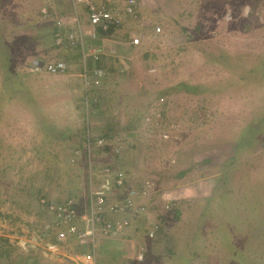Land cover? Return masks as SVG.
Wrapping results in <instances>:
<instances>
[{"label":"rangeland","instance_id":"374dc122","mask_svg":"<svg viewBox=\"0 0 264 264\" xmlns=\"http://www.w3.org/2000/svg\"><path fill=\"white\" fill-rule=\"evenodd\" d=\"M47 1L0 0V264H79L99 240L96 258L105 264H264V0H134L131 16L127 0H97L123 21L110 37L102 34L113 39L105 44L90 37L83 7L70 3L67 13L61 1L63 11L54 12ZM77 27L103 57L104 67L93 66L102 70L98 86L80 85L93 69L79 44L65 52L55 45L54 28L64 39ZM131 38L139 40L131 53L105 60ZM58 61L66 73L32 69ZM85 92L88 130L79 132L74 100ZM51 120L54 129L39 133ZM65 125L76 131L64 140ZM103 134L120 145L83 147L85 135ZM246 139L253 146L239 145ZM105 168L124 178L120 190H108V202L142 191L133 202L139 214L128 216L132 226L58 242L56 213L40 201L70 199L85 215L90 193L105 189ZM172 186L180 187L167 201ZM180 189L192 191V200L181 202ZM196 225L203 230L195 255L187 247L178 263L157 261L158 234L188 241Z\"/></svg>","mask_w":264,"mask_h":264},{"label":"built area","instance_id":"2783aa9c","mask_svg":"<svg viewBox=\"0 0 264 264\" xmlns=\"http://www.w3.org/2000/svg\"><path fill=\"white\" fill-rule=\"evenodd\" d=\"M96 1L97 0H70V3L74 8L75 6H80L85 9L87 13L88 23L92 28L90 37L93 38L97 34V27H101L102 32H108L113 28H119L123 22L121 18H115L111 11H108L102 6H98L99 4H96ZM134 5V0H127L124 12L128 13L130 16L133 15L135 13ZM75 21L76 19H74V22ZM60 24L61 23H57L58 26ZM60 37L56 39V46L69 49L79 44L82 48L83 61H85L87 57L88 60L91 59L92 62L100 60V50H92L89 49V47L85 46V36L83 35V31L78 27L76 31L74 29L71 30L68 36L66 33L64 39H61ZM65 42L66 45H63V43ZM138 44L139 40L137 38L130 39L131 46H136ZM42 68L53 75L63 73L65 72V70H67L66 65L63 62L59 61L46 63L42 65ZM91 74L92 75L89 76V78H87V76H84L85 79L83 80L86 87L91 82L95 86H98L100 83L99 79L103 75L102 70L100 69H93V72ZM90 77H92V79H90ZM87 144V146H90L89 142ZM106 145H108V143L102 140H97L96 142H94V146H96L97 148H103ZM116 145H120V143L117 142L115 146ZM108 147H110V145ZM115 151L118 152V149H115ZM102 173L103 174H101L100 178L105 179L106 181L105 185H103L105 189L103 191L90 193L88 200H86V214L83 216L80 215V211L82 208L76 206L73 200H67L61 203H48L45 199L40 201V206L42 207V209L46 208L48 209L47 211L56 213V217L54 218V225L57 229L56 240L58 242L65 240L67 237L73 236L77 237V239L81 243H83L90 237L94 238L96 233L101 234L102 236H106L111 232L110 234L116 235L117 233H122V231L124 232L126 228L132 226L130 216L139 214L138 211L134 210L133 202L135 198H137L136 195H142V191L138 192L137 190H131L130 194L122 196V199L129 197L127 199L128 201L125 203H121L116 199L112 202H108L107 198L108 196H110L108 190H120V188H122L124 185V178L122 176V173L116 170L112 171L105 168L104 170H102ZM176 196L177 195L172 194L165 197L167 198V201H170L171 199L172 201H174L176 199ZM107 215L112 218L108 219ZM114 216H122L123 218L120 220H115L116 218ZM128 216L130 218H128ZM79 225L83 227L79 228Z\"/></svg>","mask_w":264,"mask_h":264},{"label":"crops","instance_id":"0c3cea01","mask_svg":"<svg viewBox=\"0 0 264 264\" xmlns=\"http://www.w3.org/2000/svg\"><path fill=\"white\" fill-rule=\"evenodd\" d=\"M63 2V5H64V7H65V10H64V12H67V13H69L70 12V9H71V7H70V1L69 0H52V1H47L48 2V4H47V6H49V7H51L52 9H54V12H59V11H63V10H60L61 8V5H60V2ZM48 9V8H47ZM50 9H48V11H49ZM42 13H44V12H42ZM51 13L50 12H48V15L49 16H51L50 15ZM43 17H45L44 15H43ZM82 19V18H81ZM67 21V20H66ZM71 21V20H70ZM66 23H68V22H66ZM75 24H78V22L77 21H75V23H73V25H75ZM71 26V25H70ZM87 27H89V24H88V22H87ZM67 28H70L69 26H67ZM97 39H101L102 41H103V43L105 44V42L106 43H108V42H110V43H112L113 42V39L112 40H109L110 38H104V36L103 35H101V37H96ZM116 42V41H115ZM99 44L101 43V41L100 42H98ZM114 44V43H113ZM103 45V44H102ZM113 49H114V51L113 52H111V54H108V56H105V57H107V58H105V60H108V58H109V56H111V57H115V56H119L120 54L122 55L121 57H125V56H127L126 54H128V53H126V52H128L129 51V53H131V48H130V45H127V44H125V45H123V44H114L113 46ZM78 49V48H77ZM59 50H61V49H59ZM65 51H68V49H64V52ZM104 51V50H103ZM113 53H114V55H113ZM105 55H107V53L105 54ZM35 61V60H34ZM36 62H37V60H36ZM84 63L85 62H87L88 64H85V66L87 65V68H88V71H90L91 69H93L94 67V65L95 64H97L96 65V67H104V65H103V61L101 62V65L99 64V62L97 63H95V62H92L91 60H85V61H83ZM42 63H44V62H42ZM84 66V65H83ZM30 67V66H29ZM35 69L37 72L40 70V69H42L43 70V68H42V64H41V62H39L38 64L36 63V64H34L33 66H32V69ZM81 72H83L82 70H81ZM66 73V72H65ZM60 74H64V72L63 73H60ZM58 75V74H57ZM79 80H80V85L81 86H84V80H83V77L81 78V76H80V78H79ZM76 86H79L78 84H76ZM98 89H100V88H98ZM85 90V89H84ZM81 92H82V90H81ZM89 95H87L86 94V92L85 93H79V94H77L76 95V98H75V100H74V110H75V113H77V115H75V117L76 116H78V117H81V120H80V126L81 127H79V132H80V129L83 127V130H84V125L86 126L87 124H86V122H87V119L89 120V111H88V109H87V106H88V101H89ZM82 102H84L85 103V108H83L82 107V105H84V103L82 104ZM81 104V105H80ZM90 107V106H89ZM81 111H84V115H81ZM90 111H93V113H94V111H97L96 109H92L91 107H90ZM34 113V112H33ZM32 113V114H33ZM39 113H41V112H39ZM85 119V120H84ZM51 123L53 124V125H56L52 120H51ZM47 125V124H46ZM66 127H68V128H70L68 125H65ZM64 127H61L59 130H64L63 129ZM71 129V128H70ZM46 130H47V128H46V126L43 128V129H41L40 130V128H38V132L39 133H46ZM85 130H88L87 129V127L85 128ZM85 130H84V132H85ZM73 131L75 132L76 130L74 129V130H72V131H70L71 133H73ZM49 132V131H48ZM88 133V132H87ZM73 136V135H72ZM72 136H70V138L72 137ZM87 136L85 135V137H83L84 139H85V141H84V143H83V147H84V145H86L87 146V143H86V138ZM89 137H91V136H89ZM68 138V137H67ZM118 138H114L113 139V141H115V142H113L114 144H116L118 141H116ZM124 145V144H123ZM131 144L130 143H128V144H126V146L128 147V146H130ZM84 153H85V149H84ZM78 154V153H77ZM74 157H76L75 155H74ZM72 158H73V156H72ZM143 161H148V159L147 160H145V159H143ZM142 161V162H143ZM144 171H146V170H144ZM141 174V173H140ZM143 175V174H142ZM176 187H180V186H176ZM176 187H174V186H172V187H169V188H166V190L165 191H167V192H165V194H167V195H172L173 193L171 192H168L170 189H172V188H174V189H176ZM181 190V189H180ZM182 191V194H183V196H181L182 197V201L181 202H188L189 200H192V198L194 197V194H193V192L191 191H189V190H181ZM162 202L163 203H165V200H162ZM187 224V223H186ZM185 224V226L187 227L189 224H187L186 225ZM201 225V224H200ZM200 225H196L197 227H196V229H199V226ZM185 226H183L182 228H181V230H183V229H185ZM178 231H180V229H179V227H177L176 228ZM164 231V230H163ZM161 232L160 234H158L159 235V241H156V242H159V249H157L156 248V250H155V252H158V256L160 257V260L162 261V260H164V259H166V260H168V258H172L173 259V261H175L176 263H178V261L179 260H182V256H180V254L181 255H184V249H187V247H189L190 249H192L193 251H190V252H193L194 253V251L196 252L197 251V242L198 241H196L197 239H195V238H192V239H190L189 237V239L190 240H186V238H182V239H175L174 238V240L173 241H171L170 239H169V236L167 235V233H165V232ZM169 233V232H168ZM182 234H184L183 232H181ZM175 234V233H174ZM186 236H188V234L186 233ZM185 236V237H186ZM101 242V240H99L98 241V243L96 244V248L94 249V250H88V253L86 252V253H83L81 256H79L78 258H79V264H92V262H90V259H89V256L90 255H88V256H86V257H84L86 254H89V252L91 251V252H94L93 253V256L91 257V258H94V262H93V264H105V262H107L106 261V259L103 261L102 259V255L99 257V255H98V257L96 258V256H97V246L99 245V243ZM190 243V242H193V243H195L196 245H191V246H187L186 245V243ZM175 243H177V244H175ZM154 244V243H153ZM173 244H175V245H173ZM179 247H181V249L179 248ZM99 249H101V247L99 248ZM170 249V250H169ZM199 249H200V247H199ZM170 251H172V253H170ZM177 251V252H176ZM181 251V252H180ZM180 253V254H179ZM197 253V252H196ZM196 253H194V255L196 254ZM168 256V257H167ZM106 258V257H105ZM127 260V259H126ZM125 260V261H126ZM109 262V261H108ZM111 262H112V260H111ZM108 264H111L110 262L108 263Z\"/></svg>","mask_w":264,"mask_h":264},{"label":"trees","instance_id":"16d2710c","mask_svg":"<svg viewBox=\"0 0 264 264\" xmlns=\"http://www.w3.org/2000/svg\"><path fill=\"white\" fill-rule=\"evenodd\" d=\"M112 30V29H111ZM111 30H109L108 32H106V33H103L102 32V30H101V27H97V29H96V32H97V36L96 37H98L99 38V36H101L102 34L103 35H106L107 37L109 36L110 37V35H112V31ZM53 36H55V37H60L61 35H60V33H57V30H56V28H54V31H53ZM128 45V44H127ZM130 48H131V45H130ZM101 58H103V57H101ZM261 61H264V58H261L260 59ZM97 63L99 62V64L101 65V62H102V60L100 61H96ZM95 62V63H96ZM41 64L43 65L44 63H42L41 62ZM231 65H233V64H231ZM242 66H244V65H242ZM242 66H239L240 68L242 67ZM7 67V66H6ZM235 67V66H234ZM7 68H9V67H7ZM97 68H101V67H97ZM241 73H243V72H241ZM248 75H249V73H248ZM246 76H247V74H246ZM246 76H244V75H242V76H240V78H241V80L243 81H247L248 79H247V77ZM105 77V76H104ZM5 80H7V78L5 79ZM184 88V90H186V91H193L194 89L192 88V86L191 87H183ZM92 105H94V107L95 108H97L98 106H97V104H96V102H94ZM92 108V107H91ZM92 109H94V108H92ZM95 112V111H94ZM46 128H47V130H49V129H54V125L51 123V122H49V123H47V125H46ZM64 130H62L61 132H60V135H63L62 137L64 138V140H65V138H69L70 136H72V133L70 132V131H72V129H70V128H68V127H64L63 128ZM46 130V131H47ZM249 130V126L246 128V131H248ZM81 131H83V127L80 129V132ZM256 131H258V130H256ZM85 137V136H84ZM117 137V136H116ZM87 139H86V143L87 142H90V143H92V145L94 146V142H96L97 140H102V141H105L106 143L107 142H109V141H113V139L114 138H112V137H110V136H108L107 134H103V135H101V136H98V137H96V138H94V137H89V136H87L86 137ZM241 140L242 141H244V134H243V132L239 135V142H241ZM84 141H85V139L83 138V141H82V145H83V143H84ZM246 141H248V143H243L242 142V144H240L239 143V145L240 146H243V147H247V146H249V147H251V146H253V142H254V140H250V139H246ZM251 141V142H250ZM88 145V144H87ZM94 148H96V149H103V150H107V151H109V148L110 147H108L107 145L106 146H104L103 148H97L96 146H94ZM71 197V196H70ZM70 200V199H69ZM58 201V200H57ZM57 203H60L59 201L57 202ZM240 205V204H239ZM202 228H199V229H196L195 230V233H191V235L190 236H193L192 238H195V239H197L198 237H202L201 235H202ZM199 238V239H200ZM199 239L198 240H196V241H199ZM186 243V242H185ZM175 244H177V243H175ZM175 244H173V245H175ZM186 245L188 246H191V245H196L195 243H193V242H190V243H186ZM176 246V245H175ZM151 248V247H150ZM152 249V248H151ZM170 250V249H169ZM170 253H172L171 251H170ZM157 261H159L160 260V257L159 256H157Z\"/></svg>","mask_w":264,"mask_h":264}]
</instances>
